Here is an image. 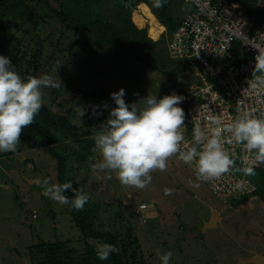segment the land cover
<instances>
[{
	"label": "rangeland",
	"instance_id": "rangeland-1",
	"mask_svg": "<svg viewBox=\"0 0 264 264\" xmlns=\"http://www.w3.org/2000/svg\"><path fill=\"white\" fill-rule=\"evenodd\" d=\"M188 10L189 6L184 4L179 7L183 17ZM38 11L45 16V24L39 26L38 33L44 39L51 37L50 41L45 42L46 59L53 56L49 61L60 62V65L53 64L49 73L60 86L41 89L43 103L54 111L73 108L79 114L87 108L95 114L96 111L89 107L98 103L99 99L77 95L74 88L70 89L72 84L88 92L103 87L108 95L124 89L125 102L130 105L148 95L163 98L176 94L172 89L176 83L190 85V81L201 80L200 73L207 77L198 64L185 70L181 61L169 60L172 64L164 74L162 71L152 72L136 61H124L118 55L99 48H72L75 32L67 31L57 19L46 16L50 12L43 4H39ZM11 20V30L22 40L25 38L29 41L27 37L34 36L24 32L31 26L22 24L23 19L11 16ZM63 31L66 34L60 44L57 48L51 47L50 43L56 42ZM143 31L150 37L148 25ZM162 39L161 48H167L170 36H162ZM32 40L31 44L35 46ZM78 62L83 66L78 69L85 71L87 68L86 73L76 69ZM130 62L131 68L127 70L125 66L130 67ZM69 85L70 90L65 92ZM102 101L104 105L109 100ZM111 102L112 105L107 108L108 118L111 109L116 107L114 101ZM70 145L77 148L74 141ZM93 150L95 155L90 156L84 164L80 166L81 161L73 164L76 169H70L72 181L67 183L82 190L93 202H100L94 203L99 205L95 209L99 216L96 221L99 229L119 231L123 223H131L146 264H161L157 250L160 255L172 253L169 264H254L245 261L251 257H264V202L260 199L248 197L238 207L220 204L206 183L198 181L196 173L177 156L169 159L166 171H152L151 183L144 189L124 186L114 173L93 172V165L102 162L99 150L96 147ZM24 152L17 148L14 156L0 157V264H37L42 256L36 245L42 243L68 241V248L74 250L76 255L84 253L87 245L96 249L97 244L102 243L94 239L85 240L80 229L72 222L70 206L61 205L44 195L42 184L45 179L50 184L61 183L58 180V162L49 149ZM91 160L95 162L92 164ZM68 162L72 165L70 159ZM28 163H32L34 169L28 168ZM23 176L34 178L36 183L29 184ZM197 184L198 187L195 186ZM166 188L173 190L171 195H165ZM111 202H115L116 206L109 205ZM34 210L38 213L36 219L33 218ZM214 210L221 214L220 223L217 228L204 231ZM136 211L150 218L139 217ZM22 213L28 222L22 221ZM252 231L255 233L251 234Z\"/></svg>",
	"mask_w": 264,
	"mask_h": 264
},
{
	"label": "trees",
	"instance_id": "trees-1",
	"mask_svg": "<svg viewBox=\"0 0 264 264\" xmlns=\"http://www.w3.org/2000/svg\"><path fill=\"white\" fill-rule=\"evenodd\" d=\"M52 1L57 4H53ZM228 1L241 5L249 18L255 17V19L264 20V1L260 3L258 0ZM39 4L48 8L50 15L47 14L46 16L57 19L67 31L75 32L76 39L72 48L89 46L96 50L101 49L118 55L124 61H136L144 64L152 72L162 71L164 74L168 72L166 68L172 64L169 60L174 59L170 57L167 48H161L163 45L162 37L157 41L151 39L143 29H139L134 24L132 13L140 5L146 4L160 24L166 28V32L162 36L167 37L169 35L171 37L191 10V7L183 0H164V6L159 9L153 7V0H0V55L10 58L12 67L22 79L29 75L34 77L49 75L53 64L60 65L59 60H55L54 63L49 61L53 56L48 57L49 60L46 59L45 42L50 41L51 37L44 39L38 33L39 26L45 24V16L38 11ZM181 4L189 6L184 17L179 13ZM146 5H142L140 9L143 10L144 7H147ZM11 16L20 17L23 19L22 24L31 26L24 30L28 36L34 34V36L27 37L29 41L25 38L22 40L11 30L13 26ZM65 34L66 32L63 31L57 41L51 42L50 46L57 48ZM31 39L35 42V46L31 44ZM182 64L185 70L192 68L189 62L187 64L182 62ZM129 65L130 67L125 66V68L130 69L132 63L130 62ZM79 66L83 68L78 62L76 69L86 73L87 68L84 67L85 71H83L78 69ZM192 83L201 84V80L195 79L189 84ZM69 87L70 85L67 89L65 88V92L74 88L77 95L81 94L99 99L96 103L99 106L103 105L102 100L108 99L109 101L104 102L103 106L105 107H97V111L104 108L103 116L94 118L85 109L84 117H78V112H75L73 108L66 111H54L43 103L34 123L22 130L17 145V148H21V150L48 148L51 156L58 162L60 185L72 181V178L69 177V171L76 169L74 163L77 164L81 161V166L88 161L90 156L95 155V152L93 153L95 141L92 137L98 131V126L108 119L107 108L112 105L111 95H108L103 87L99 88L100 90L89 92L80 89L77 84H72L70 89ZM172 89L176 91V95L185 98L187 93L183 84L176 83ZM73 119H78V123H71L70 121ZM185 134L191 137L190 125H188ZM73 141L76 142L77 148L70 145V142ZM17 148L15 152H2L1 154L3 157L10 158L17 152ZM69 159L72 165L68 162ZM91 162L93 164L95 161L91 160ZM236 167H241V165L236 163ZM234 172L243 176L242 173L235 170ZM255 172L254 176L247 177L256 183V191L247 195V198L253 196L264 202V169L255 168ZM65 195L69 198L73 196L69 191ZM246 199L234 203L235 207L241 205ZM96 202L89 199L84 208L79 211L68 204L71 209L72 222L80 229L85 240L94 239L102 244L115 245L120 249L119 253L111 254L107 260H100L96 255V249L90 245H87L84 253L76 255L74 250L68 248V241L53 244L42 243L36 245L39 247L38 251L42 256L37 264H146L141 244L136 233L133 235L135 229L131 223L128 225L123 223L124 226L119 231H104L98 228L96 221L99 216L95 209L99 205H94ZM109 205L114 206L115 202H111ZM135 214L139 217L150 218L142 212L136 211ZM147 219H145L146 222Z\"/></svg>",
	"mask_w": 264,
	"mask_h": 264
},
{
	"label": "clouds",
	"instance_id": "clouds-1",
	"mask_svg": "<svg viewBox=\"0 0 264 264\" xmlns=\"http://www.w3.org/2000/svg\"><path fill=\"white\" fill-rule=\"evenodd\" d=\"M163 6L164 0H153V7L159 9ZM165 32L166 30L162 32L159 39ZM256 49L258 54L255 56L252 78L248 81L251 89L264 88V48ZM181 62L187 64L185 61ZM193 64L195 63H191ZM59 86V82L47 74L40 77L29 75L22 79L12 67L10 58L0 55V155L2 158H5L2 152L16 151L22 130L34 123L43 106L41 89ZM124 96V89L111 93V99L116 107L111 109L109 118L103 125L98 126V131L92 137L102 157V162L93 165V172L99 170L114 173L122 185L144 189L151 183V172L166 171L169 159L177 156L185 164H195L198 181L218 180L234 169L242 173L256 188V183L247 176L256 174L255 165L264 164V113L259 116L248 113L237 115L228 124H223L220 117H214L212 126L207 130L194 128L192 142L185 144L184 136L179 131L185 124L184 110L178 106L184 99L182 96L172 94L157 98L148 95L130 105L125 102ZM97 107L96 104L89 107L96 111L95 114L88 110L94 118L102 117L104 114L103 108L97 111ZM84 115L82 109L78 117ZM70 122L76 124L77 121ZM225 145H242L244 155L240 158L241 167H236V162ZM27 165L28 168L34 169L32 163ZM108 178L111 179L112 176L109 175ZM29 179L32 180L31 184L36 183L34 178ZM37 183L40 184V181ZM42 187L45 196L61 205L70 204L78 211L82 210L90 199L82 190L73 188L71 183L50 184L49 180L45 179ZM68 191L73 193L71 198L65 195ZM164 191L165 195H171L173 192L168 188ZM212 194L214 195L213 192ZM246 198L247 196L241 197L229 203H223L218 198L217 200L222 205L231 206ZM24 218L26 220L25 215ZM254 233L255 231L251 232ZM119 251L118 247L107 243L97 244L96 247V255L100 260H107L111 254H118ZM157 255L161 264H169L172 253L160 255L157 250Z\"/></svg>",
	"mask_w": 264,
	"mask_h": 264
},
{
	"label": "built area",
	"instance_id": "built-area-1",
	"mask_svg": "<svg viewBox=\"0 0 264 264\" xmlns=\"http://www.w3.org/2000/svg\"><path fill=\"white\" fill-rule=\"evenodd\" d=\"M183 1L191 10L170 37L168 52L174 60L198 64L207 76L200 73L201 84L184 85L187 94L178 105L185 113V124L179 131L184 143L190 144L194 128L207 130L214 117L228 124L237 115L264 113V88L251 89L248 84L258 54L256 48H264V20L249 18L240 5L228 0ZM188 125L191 137L185 134ZM225 148L241 165L242 145ZM187 165L196 173L194 163ZM255 167L264 169V164ZM205 183L223 203L245 197L256 189L233 169L220 179Z\"/></svg>",
	"mask_w": 264,
	"mask_h": 264
},
{
	"label": "bare ground",
	"instance_id": "bare-ground-1",
	"mask_svg": "<svg viewBox=\"0 0 264 264\" xmlns=\"http://www.w3.org/2000/svg\"><path fill=\"white\" fill-rule=\"evenodd\" d=\"M145 16H140L139 13H134L133 15V21L134 23L140 27L143 28L144 26H149V34L150 38L156 41L160 37V34H162V31L164 30V27L159 25L156 17L149 11V9L144 7L143 11H141ZM140 12V13H141Z\"/></svg>",
	"mask_w": 264,
	"mask_h": 264
},
{
	"label": "water",
	"instance_id": "water-1",
	"mask_svg": "<svg viewBox=\"0 0 264 264\" xmlns=\"http://www.w3.org/2000/svg\"><path fill=\"white\" fill-rule=\"evenodd\" d=\"M23 179H24L25 181H27L29 184H31V182H32V180H30V179L27 178V177H24V176H23ZM21 217H22V221L27 222V221L25 220L23 214L21 215ZM219 218H220V217H219V213L216 212V211H213L212 218H211V220H210L209 222H207V223L205 224L204 231L207 230V229L217 228V226H218L217 223H218V221H219ZM258 233H259V232H258ZM13 253H14V255H16V256L19 258L18 254H17L16 252H13ZM245 263L264 264V257H261V256L251 257L250 259L246 260Z\"/></svg>",
	"mask_w": 264,
	"mask_h": 264
},
{
	"label": "crops",
	"instance_id": "crops-1",
	"mask_svg": "<svg viewBox=\"0 0 264 264\" xmlns=\"http://www.w3.org/2000/svg\"><path fill=\"white\" fill-rule=\"evenodd\" d=\"M142 5H146V4H142ZM142 5H140L139 6V8H138V10H139V12H138V10H135L134 12H137V13H139L140 14V16H143V14L142 13H140L141 11H143V10H141L140 9V7L142 6ZM147 6V5H146ZM148 7V6H147ZM146 8V7H145ZM149 8V7H148ZM144 9V8H143ZM149 11L151 12V10H150V8H149ZM152 13V12H151ZM157 19V18H156ZM158 21V20H157ZM159 23V22H158ZM159 25L161 26V24L159 23ZM138 27V26H137ZM146 26H144L143 28H140V27H138L139 29H144ZM164 30H166V28L164 27ZM163 32V31H162ZM161 32V33H162ZM161 35V34H160ZM153 39V38H152ZM159 39V38H158ZM157 40V39H156ZM219 221H218V223H220V220H221V216H220V214H219Z\"/></svg>",
	"mask_w": 264,
	"mask_h": 264
}]
</instances>
